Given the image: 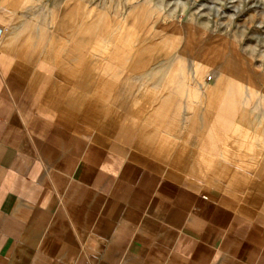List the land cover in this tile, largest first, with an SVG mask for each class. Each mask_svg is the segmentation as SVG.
Here are the masks:
<instances>
[{
    "label": "crops",
    "instance_id": "1",
    "mask_svg": "<svg viewBox=\"0 0 264 264\" xmlns=\"http://www.w3.org/2000/svg\"><path fill=\"white\" fill-rule=\"evenodd\" d=\"M52 10L0 0V264H264V77Z\"/></svg>",
    "mask_w": 264,
    "mask_h": 264
},
{
    "label": "rangeland",
    "instance_id": "2",
    "mask_svg": "<svg viewBox=\"0 0 264 264\" xmlns=\"http://www.w3.org/2000/svg\"><path fill=\"white\" fill-rule=\"evenodd\" d=\"M43 1L58 27L106 41L120 38L144 64L161 59L169 46L173 66L191 65L201 73L211 65L229 67L241 94L250 75L259 85L264 77V0Z\"/></svg>",
    "mask_w": 264,
    "mask_h": 264
},
{
    "label": "built area",
    "instance_id": "3",
    "mask_svg": "<svg viewBox=\"0 0 264 264\" xmlns=\"http://www.w3.org/2000/svg\"><path fill=\"white\" fill-rule=\"evenodd\" d=\"M2 28L0 27V40H1V38H2Z\"/></svg>",
    "mask_w": 264,
    "mask_h": 264
},
{
    "label": "bare ground",
    "instance_id": "4",
    "mask_svg": "<svg viewBox=\"0 0 264 264\" xmlns=\"http://www.w3.org/2000/svg\"><path fill=\"white\" fill-rule=\"evenodd\" d=\"M202 68V67H201ZM203 69V68H202ZM207 78H209V77H207Z\"/></svg>",
    "mask_w": 264,
    "mask_h": 264
}]
</instances>
